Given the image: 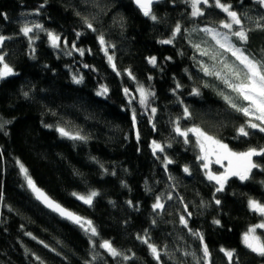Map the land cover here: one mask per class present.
Wrapping results in <instances>:
<instances>
[{
  "label": "trees",
  "instance_id": "trees-1",
  "mask_svg": "<svg viewBox=\"0 0 264 264\" xmlns=\"http://www.w3.org/2000/svg\"><path fill=\"white\" fill-rule=\"evenodd\" d=\"M223 2L251 29L247 44L235 37L232 42L264 58V30L255 23L264 17V7L256 0ZM200 7L204 15L192 17L188 0H156L153 21L133 0H0V35L7 38L0 55L15 73L0 79V264H158L138 236L158 247L160 264H205L201 241L192 232L204 237L207 264H230L222 248L234 253L231 264H264V256L242 241L250 227L264 222L248 207L249 200L264 205V156L254 158L259 167L249 179L229 178L217 192L198 158L196 138L189 133L185 143L174 131L177 122L182 130L198 126L236 152L264 147V133L238 134L246 118L218 93L234 94L200 68L201 62L222 67L219 59L213 65L194 48L221 51L200 29L228 32L219 26L225 13ZM177 24L181 33L172 43H161L172 38ZM24 25L33 27L27 37L20 31ZM49 32L60 38L57 47ZM101 35L115 70L99 43ZM151 57L155 66L148 62ZM220 59L234 60L228 53ZM139 86L152 93L147 106L139 102ZM102 88L107 93L97 95ZM185 107L190 119L184 118ZM59 127L86 139L61 136ZM153 142L163 151L154 154ZM165 157L173 163L165 166ZM20 164L54 202L91 220L98 235L40 206ZM92 191L98 195L91 206L73 195ZM158 197L164 207L153 210ZM258 236L264 241L263 230ZM105 240L130 259L100 248Z\"/></svg>",
  "mask_w": 264,
  "mask_h": 264
},
{
  "label": "snow or ice",
  "instance_id": "snow-or-ice-1",
  "mask_svg": "<svg viewBox=\"0 0 264 264\" xmlns=\"http://www.w3.org/2000/svg\"><path fill=\"white\" fill-rule=\"evenodd\" d=\"M138 7L143 12L144 16L150 17L153 21L157 20V16L152 11V5L154 0H135ZM192 7L191 15L192 17H200L204 15L203 9L200 7L204 6H214L220 9L223 13L226 14L227 20L220 21V28L227 29V33H222L214 28L205 27L200 29L207 35L211 37V39L215 42L216 47L221 51H214L209 49H201L199 44L194 45V48L201 56H207L213 61V65L219 59V63L222 66L219 70H217L214 66L210 67L204 63H200V68L206 76L214 77L216 80L220 81L230 93L234 94L229 95L224 92L218 93L222 96L225 102L231 107L235 112L242 114L246 118L245 125L238 128V134L240 136L247 137L250 135V132L247 129L258 130L261 133H264V58L257 59L246 53V50L243 47H238L231 40V37H235L237 41L240 42L241 45L247 44L249 41V32L251 29H245L243 26L242 19L237 11L233 10L232 5L223 0H188ZM256 2L264 7V0H256ZM43 7V5H41ZM37 14H39L37 12ZM256 26L260 30H264V17H261L260 20H257ZM85 24L89 29H93V26L90 22L85 20ZM35 28H42V25L36 24ZM94 30V29H93ZM20 31L24 36H29L30 33L33 32V27H29L28 25H24ZM182 31L181 26L179 24L173 30L172 38L167 40H162L163 44H170L176 38L178 34ZM79 36L80 34L77 33ZM48 37L52 42L53 47L58 46L59 37L49 32ZM7 38L3 35H0V47L4 45V42ZM99 43L104 50L105 55L108 58L109 64L112 65L113 70H115V64L113 63L114 57L112 55H108L107 48L105 47L106 41L103 35L99 37ZM81 55H83V50H80ZM223 53L230 54L231 57L234 58L233 62H229L226 59H220ZM153 66L156 65V58L151 57L148 61ZM0 79H3L7 76L14 75L13 69L5 62V56L0 55ZM129 76H132V73H128ZM134 79V77H133ZM75 83H81L82 78L77 79L73 77ZM207 86V85H205ZM179 87V85H178ZM107 88H102L97 95H102L107 93ZM125 94H128V89H125ZM137 91L140 93V104L142 106H147L148 98L152 95L151 92L146 90L143 86H139ZM194 95H199L198 89H193ZM27 95V93H25ZM151 112L154 114L156 112V108H152ZM184 118L190 119L191 113L189 109L185 107L184 109ZM133 121L135 122V114H133ZM4 123H9L5 121ZM3 129V124H0V130ZM61 136L68 137L72 140H84L86 137L81 135L72 134L69 131L65 130L63 127H59L56 129ZM175 133L181 137L185 138V143H188V136L191 133L196 138V145L200 149L201 155L198 157L200 160L205 161L203 167L205 169L209 168V163L211 162L210 157H215V163L219 164L224 168V172L220 174H215L211 171H207L206 175L209 181H214L218 187L216 188L217 192H221L224 190L225 184L227 183L230 177H237L241 181H245L249 179V175L253 169L258 168L259 164L254 162L253 157L264 156V147L259 149L250 147L247 151L236 152L233 151L229 146L223 143L221 140L217 139L215 136L208 134L206 131L201 129L198 126H192L185 130H182L177 122V126L174 129ZM153 152L154 154L157 151H163V148L160 144L153 142ZM166 161L165 166L168 164H172L173 161L164 158ZM224 161H227V166L224 165ZM19 164V161H17ZM20 171L24 174V177L27 181L28 187L35 194L37 200H40L46 207L50 208L52 211L57 212L61 217L70 220L72 223L77 224L81 229H83L86 233H90L91 236L95 237L98 235L97 229L93 226L91 220H87L83 217H80L74 214L71 211L66 210L60 204L54 202L45 192H43L40 188L36 186L33 180L28 176V170L24 167L23 164H20ZM185 173H189V168H184ZM78 200L83 201L84 204L91 206L94 198L98 195L96 191L90 192L88 195H78L73 193ZM2 193H0V199H2ZM171 199V196H169ZM131 203V202H129ZM215 203L217 205L220 204V200L216 199ZM249 208L254 212L259 213L261 216H264V205L258 203L254 200H249ZM164 205L160 202L159 197L156 202L153 204V210L162 209ZM180 223L188 228V220L185 217H180ZM213 223L216 225L220 224L219 220H213ZM257 229H264V222L258 223L253 227H250L248 231L243 235L242 241L244 245L249 248L252 252L257 255L264 256V241H261L260 237L256 235ZM192 235L198 238L202 244V252L203 258L205 260V264H207V260L210 256L208 246L204 244V237L199 232H192ZM138 239H142V242L147 245L152 256L157 260L158 264H160L161 252L158 247L150 243L149 240L143 239L142 237H137ZM48 247V245H44ZM93 247H96L93 244ZM100 248L105 249L112 257H120L123 260L127 261L130 259L129 256L123 254L118 251L110 241H103L99 244ZM224 255L229 259L231 264L234 253L229 250L221 249ZM184 255H193V253L185 252ZM37 260H40L37 257ZM40 264H44L42 260H40ZM197 264H200L197 261Z\"/></svg>",
  "mask_w": 264,
  "mask_h": 264
},
{
  "label": "rangeland",
  "instance_id": "rangeland-1",
  "mask_svg": "<svg viewBox=\"0 0 264 264\" xmlns=\"http://www.w3.org/2000/svg\"><path fill=\"white\" fill-rule=\"evenodd\" d=\"M215 30H217V29H215ZM218 31V30H217ZM219 32H221V31H219ZM223 33V32H222ZM50 43L52 44V42L50 41ZM109 63V62H108ZM111 65V64H110ZM112 66V65H111ZM0 67H2V65H0ZM137 94L139 95V99H140V93L137 91ZM254 158L255 157H253V160H254ZM210 160H211V162L209 163V168L208 169H205V171L207 172V171H211V172H213V173H215V174H220V173H223L224 172V168L223 167H221L219 164H216L215 163V157H210ZM202 161V166H203V164L205 163V161H203V160H201ZM224 165L225 166H227V161H224ZM216 167V168H215ZM207 176V175H206ZM250 176V175H249ZM230 178H236V177H230ZM214 182V181H213ZM215 183V182H214ZM216 184V183H215ZM217 185V184H216ZM217 187H218V185H217ZM248 207H249V203H248ZM250 209V208H249ZM251 210V209H250ZM251 211H253V210H251ZM257 213V212H256ZM257 214H259V213H257ZM262 217H264V216H262ZM258 231H260V230H263V232H264V229H257ZM258 231H256V235L258 236ZM261 239V238H260ZM243 245H244V243H243ZM245 246V245H244ZM246 247V246H245ZM249 249V248H248ZM250 250V249H249Z\"/></svg>",
  "mask_w": 264,
  "mask_h": 264
},
{
  "label": "water",
  "instance_id": "water-1",
  "mask_svg": "<svg viewBox=\"0 0 264 264\" xmlns=\"http://www.w3.org/2000/svg\"><path fill=\"white\" fill-rule=\"evenodd\" d=\"M155 1H156V0H154V2H155ZM133 2H134V4H135V6L138 7V5L136 4L135 0H133ZM153 4H154V3H153ZM138 8H139V7H138ZM139 9H140V8H139ZM140 10H141V9H140ZM135 135H136V134H135ZM30 192L32 193L33 196H35V194L31 191V189H30ZM36 200H37V199H36ZM37 202L40 204V206H42L43 208L47 209V210H48L49 212H51L53 215L61 217L57 212H54V211H52L50 208L46 207L45 204H43L40 200H37ZM67 210H68V209H67ZM68 211H69V210H68ZM61 218L64 219L65 221H67V222H69V223L75 225V226H78L77 224L72 223L70 220H68V219H66V218H63V217H61Z\"/></svg>",
  "mask_w": 264,
  "mask_h": 264
}]
</instances>
